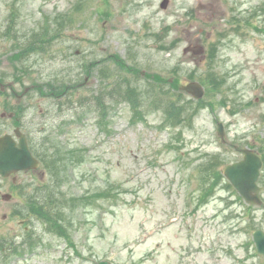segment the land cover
Returning a JSON list of instances; mask_svg holds the SVG:
<instances>
[{"label": "rangeland", "instance_id": "374dc122", "mask_svg": "<svg viewBox=\"0 0 264 264\" xmlns=\"http://www.w3.org/2000/svg\"><path fill=\"white\" fill-rule=\"evenodd\" d=\"M163 2L0 0V77L8 86L0 94V133L22 125L36 140L51 136L77 148L65 186L73 196L119 193L117 202L67 205L59 236L19 211L28 206L29 183L49 180L47 169L0 176V264L263 263L253 231L264 229V206L250 207L227 179L214 185L210 177L241 159L240 148L264 147V0ZM60 12L65 19L55 20ZM9 23L18 32L7 38ZM48 23L62 31L52 50L25 56L30 72L15 82L22 72L8 55L14 41ZM190 45L203 51L185 52ZM191 80L206 93L182 113V124L171 125L157 94L191 101L180 92ZM62 82L63 94L50 95ZM35 83L51 88L49 95ZM119 84L139 87L142 114L116 101ZM94 95L103 99L108 127L100 126ZM260 184L264 199V168Z\"/></svg>", "mask_w": 264, "mask_h": 264}, {"label": "trees", "instance_id": "16d2710c", "mask_svg": "<svg viewBox=\"0 0 264 264\" xmlns=\"http://www.w3.org/2000/svg\"><path fill=\"white\" fill-rule=\"evenodd\" d=\"M60 18L65 19L63 17V13L61 12L56 14L55 20ZM17 32L18 30H16V27L14 28L11 27L10 23L8 24L6 30L4 31L5 36L7 38L12 36V34H17ZM61 32L62 31L60 27L55 26V24L52 25L48 23L42 27V30H38V28L33 29L31 33L26 35L27 37L25 39L14 41V46H12V53L8 55L11 56L12 63L15 65L14 71L22 72V74H14L13 79L15 82L22 83L24 81V77L28 76L30 72L28 68L24 67L27 65L25 62L28 61L29 57L27 58L24 57L31 54H35L37 57V54L40 55L45 54L47 53L48 50H52V46H53L52 42L55 41L57 37H59ZM118 60L121 64L123 63L121 59L118 58ZM18 63H21L23 66L21 65L19 66ZM214 78L216 82L217 78L216 77ZM163 80L165 79L163 78ZM0 82H4V79L2 77H0ZM60 84L61 85L58 88L52 89V91H54L56 94L59 93V95L56 96L62 95L67 87L63 84V82ZM119 86L120 87L116 89L114 92V94L117 95L116 101L117 102H121L123 100L127 101L128 103H130L135 113L142 114V111L139 110L143 105L142 102L143 96L141 91L138 90L139 87L138 86L132 87L131 85L125 87L120 84ZM210 89L211 87L209 85L208 87L209 92ZM1 93L3 92L0 88V94ZM164 93L166 96H170L168 93L166 92ZM157 95L158 97L155 101L157 108L163 106L166 112L167 120L171 123V125L174 123V126H176L179 123L182 124L185 118V115H183L182 113L187 111L186 110L187 107L193 106L194 102H198V100L193 99L191 101L184 100L183 102L178 104V101L174 98L170 99L164 96L162 97L159 95V93ZM94 96L95 97L94 100L92 99V103L93 104L95 103L94 107H96V110L98 108V113L100 116L99 119L100 126L102 128L108 127V124L106 123L104 118L105 117L104 108L101 110V108L103 107L102 106L103 99H101L99 95H94ZM88 104H91L89 103V100H86L85 103L81 101L80 106L85 107ZM91 107L92 106L87 108H91ZM10 110L14 111L16 115L19 116L18 111L20 109L11 108ZM61 131L62 132L64 131V127L61 128ZM29 138L33 152L40 158L42 162V166L47 169L50 177L49 180L43 184L36 182L29 183L28 185L29 191H26L25 193V198H26L25 203H27L28 206H26L24 211L19 210L21 212L20 216L24 218L35 216L51 232L53 231L55 232V234L59 236H64L65 235L64 230L66 228L64 219L66 220L67 205L85 204L86 205L85 209H86L90 206L87 204L91 203L90 200L92 198H94L95 201H97V198L112 199L116 202L118 201L119 193L114 192V190H111L110 188L98 189L94 193L85 192L76 196H73L72 194L68 193V191L65 189V186L71 182V177L69 174L70 167H72V170L76 168V165H74L76 161L74 155L77 148H70V147L65 148L64 146H60V144L55 143V139H52L51 136H46L43 138V140H41L42 137L36 140L33 136L31 137V134L29 133ZM261 153L263 154L264 157V147L261 150ZM218 173L219 176H217V173H215V171L211 174L210 179L214 182L213 183L214 185L217 183V180L218 181L225 180L222 171L219 170ZM227 184L232 189H234L233 186L228 181ZM249 206L252 207L251 205Z\"/></svg>", "mask_w": 264, "mask_h": 264}, {"label": "water", "instance_id": "95a60500", "mask_svg": "<svg viewBox=\"0 0 264 264\" xmlns=\"http://www.w3.org/2000/svg\"><path fill=\"white\" fill-rule=\"evenodd\" d=\"M167 2L168 0H164L162 6H165ZM189 50L200 53L203 51V47L190 45L185 48V52ZM182 89L191 93L195 98H201L205 94L204 86L198 81L183 85ZM219 132L224 136L222 123H219ZM15 134L19 140L15 139L12 133L0 136V174L3 177L20 170L38 168L40 165L39 159L29 147L26 134L19 128L15 129ZM242 152L244 153L243 159L227 164L224 168V174L247 202L262 204L260 195L262 187L258 184V180L264 164L263 158L252 149L244 148ZM5 198L8 199L9 195H5ZM253 238L259 253L264 255V230L257 229L254 231ZM99 264L113 263L109 260H101Z\"/></svg>", "mask_w": 264, "mask_h": 264}, {"label": "flooded vegetation", "instance_id": "af4514ba", "mask_svg": "<svg viewBox=\"0 0 264 264\" xmlns=\"http://www.w3.org/2000/svg\"><path fill=\"white\" fill-rule=\"evenodd\" d=\"M34 86H35L36 89H37V85L34 84L33 87H34ZM3 91L6 93V90H5V89H4ZM15 95H16V94H15ZM16 96L19 97V98H22V95H20V94H17Z\"/></svg>", "mask_w": 264, "mask_h": 264}]
</instances>
